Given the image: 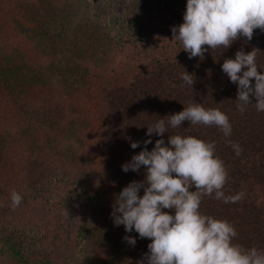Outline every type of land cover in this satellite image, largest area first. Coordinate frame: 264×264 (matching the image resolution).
Instances as JSON below:
<instances>
[{"label": "trees", "instance_id": "1", "mask_svg": "<svg viewBox=\"0 0 264 264\" xmlns=\"http://www.w3.org/2000/svg\"><path fill=\"white\" fill-rule=\"evenodd\" d=\"M86 1L0 0V21L5 20V28L14 27L15 11L27 12L28 6L42 2L57 18L70 16ZM178 2L170 19L125 25L130 19L124 18L120 36L105 57L96 64L87 59L84 82L74 80L65 68L66 79L43 83V70L56 76L61 69L55 48H38L30 38L23 45L7 41L11 34L0 30V264H60L47 249L59 234L52 229L54 214L62 217L64 202L78 198L111 214L123 187L145 178L144 166L125 172L122 165L145 147L147 125L182 111L189 102L223 111L231 135L188 121L169 131L215 142L228 172L225 195L243 193L235 203L206 196L200 211L233 224L238 233L234 243L264 250V111L251 105L241 113L238 84L222 70L225 59L255 47L258 71L264 73V31L255 29L250 41L240 37L227 49L209 48L203 59H190L172 33L186 11L187 0ZM28 65L33 71H26ZM184 71L193 75L192 86L182 80ZM250 99L256 102L254 96ZM169 135L164 134L165 143ZM159 138L153 134L147 148ZM132 142L139 146L133 149ZM232 144L242 149L239 155ZM13 190L22 197L18 207H13ZM132 235L144 258L150 239L140 238L135 230Z\"/></svg>", "mask_w": 264, "mask_h": 264}, {"label": "clouds", "instance_id": "2", "mask_svg": "<svg viewBox=\"0 0 264 264\" xmlns=\"http://www.w3.org/2000/svg\"><path fill=\"white\" fill-rule=\"evenodd\" d=\"M255 29L264 31V0H187L183 23L173 27L172 33L190 59H203L209 48L227 49L240 37L250 41ZM258 50H238L234 59L227 58L222 64L223 72L238 84L236 100L241 113L251 105L264 111V73L258 71ZM181 78L190 86L194 83L193 75L187 71ZM253 96L255 103L250 99ZM166 118L147 125L149 139L144 141L145 147L122 165L125 172L139 171L144 166V180L123 187L112 205L116 226L124 225L126 232L135 230L140 238L151 241L148 253L138 264H264V250L233 242L238 235L233 224L200 211L206 196L214 194L225 203H235L243 197V193L225 195L228 172L216 155L215 142L169 131L188 121L191 125L216 126L229 137V117L219 108L189 102L182 111ZM166 132L170 133L167 143ZM153 134L160 138L149 150L147 144ZM138 146L139 142L131 144L133 149ZM232 147L237 155L242 151L238 144ZM141 188L143 195L139 194ZM11 199L13 207H18L22 197L13 190ZM125 239L131 245L136 243L134 237Z\"/></svg>", "mask_w": 264, "mask_h": 264}, {"label": "rangeland", "instance_id": "3", "mask_svg": "<svg viewBox=\"0 0 264 264\" xmlns=\"http://www.w3.org/2000/svg\"><path fill=\"white\" fill-rule=\"evenodd\" d=\"M178 1L143 0L138 3L135 0H89L75 10V15L61 18L53 15L49 8L46 10L48 5L42 2L37 7L28 6L27 12L13 10L14 27H3L5 20L1 19L0 30L5 29L11 34V37L4 39L7 41L14 40L23 45L26 39H31L38 48H55L59 58L57 61L62 63L61 69L56 71L59 77L49 76L47 70H43L40 75L43 83L51 84L57 78L66 79L63 75L65 68L75 76L74 80L84 82L89 70L84 65L88 63L87 59L96 64L105 57L120 36V25L124 18L130 19L125 21V25L131 22L136 24L139 20L147 24L150 19H170L180 7ZM21 32L28 38L22 36ZM67 61L68 65H65ZM31 70L33 68L28 65L26 71ZM78 141L81 142V139ZM71 150L73 154L76 153L77 146ZM78 200H66L62 217L55 213V221H52V229L59 231V234H55L56 240L51 241L47 249L58 258L60 264H138L143 259L137 244L131 245L125 239L126 236L134 237L132 232H126L124 225L116 226L111 214L97 209L93 201Z\"/></svg>", "mask_w": 264, "mask_h": 264}]
</instances>
